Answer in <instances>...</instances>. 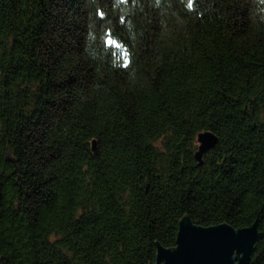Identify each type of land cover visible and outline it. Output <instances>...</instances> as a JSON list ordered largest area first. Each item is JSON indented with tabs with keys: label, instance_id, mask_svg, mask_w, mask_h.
<instances>
[{
	"label": "trees",
	"instance_id": "trees-1",
	"mask_svg": "<svg viewBox=\"0 0 264 264\" xmlns=\"http://www.w3.org/2000/svg\"><path fill=\"white\" fill-rule=\"evenodd\" d=\"M186 217L264 264V0H0L2 264H156Z\"/></svg>",
	"mask_w": 264,
	"mask_h": 264
},
{
	"label": "water",
	"instance_id": "water-1",
	"mask_svg": "<svg viewBox=\"0 0 264 264\" xmlns=\"http://www.w3.org/2000/svg\"><path fill=\"white\" fill-rule=\"evenodd\" d=\"M218 143V137L211 131L199 134L195 155L199 166L204 165L203 157ZM93 149L96 150L95 141ZM258 236L257 223L241 229L227 223L204 227L186 217L180 222L176 246L158 245L156 264H252Z\"/></svg>",
	"mask_w": 264,
	"mask_h": 264
},
{
	"label": "snow or ice",
	"instance_id": "snow-or-ice-1",
	"mask_svg": "<svg viewBox=\"0 0 264 264\" xmlns=\"http://www.w3.org/2000/svg\"><path fill=\"white\" fill-rule=\"evenodd\" d=\"M189 6H191V4ZM101 15H103V14L101 13ZM109 42L111 43V41H109Z\"/></svg>",
	"mask_w": 264,
	"mask_h": 264
}]
</instances>
